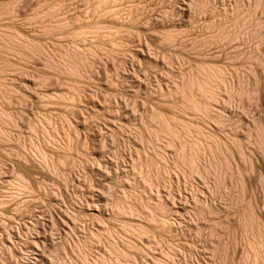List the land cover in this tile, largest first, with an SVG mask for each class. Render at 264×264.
I'll use <instances>...</instances> for the list:
<instances>
[{"label": "rangeland", "instance_id": "obj_1", "mask_svg": "<svg viewBox=\"0 0 264 264\" xmlns=\"http://www.w3.org/2000/svg\"><path fill=\"white\" fill-rule=\"evenodd\" d=\"M3 1L18 13L0 28L43 50L0 51V104L19 124H0V264H253L264 0ZM65 50L87 51L83 74L63 68ZM203 80L218 93L208 114L184 101ZM193 139L192 170L178 150Z\"/></svg>", "mask_w": 264, "mask_h": 264}, {"label": "bare ground", "instance_id": "obj_2", "mask_svg": "<svg viewBox=\"0 0 264 264\" xmlns=\"http://www.w3.org/2000/svg\"><path fill=\"white\" fill-rule=\"evenodd\" d=\"M1 1V0H0ZM15 2H9V3H6V2H4L3 0H2V2H0V20L1 19H3L4 21H5V19H7V18H9V20L10 19H14V18H12V17H14L15 15H17V9H16V4H14ZM61 4V3H60ZM131 7V6H130ZM127 8V7H126ZM132 9H133V7H132ZM134 10V9H133ZM50 12L49 13H51V12H53L54 11V9H50L49 10ZM125 11V10H124ZM129 11V10H128ZM128 11H126V12H128ZM138 11V10H137ZM131 11H129V13H130ZM135 12V11H134ZM133 13V12H132ZM38 14V13H37ZM49 15V14H48ZM51 15V14H50ZM59 16V15H58ZM57 16V17H58ZM48 17H52V15L51 16H48ZM56 17V18H57ZM61 17H63V16H61ZM61 17H59L58 19H56L55 20V22L53 23L52 22V24H49V26H48V29H50V31L51 32H53L54 30H56V29H58V28H63L64 26V28L63 29H65L66 28V25H67V23H69V22H67V19L65 20V19H63V18H61ZM65 18V17H64ZM50 19H52V18H50ZM71 19V18H70ZM53 21H54V18H53ZM71 21V20H70ZM73 21V20H72ZM45 22V21H44ZM47 22V21H46ZM72 23V22H71ZM70 23V24H71ZM74 23V22H73ZM41 24V23H40ZM42 24H43V22H42ZM42 26V25H41ZM72 26V25H71ZM96 26V25H95ZM94 26V27H95ZM98 26V25H97ZM46 27H47V24H46ZM68 27H69V25H68ZM93 28V27H92ZM91 28V29H92ZM90 29V30H91ZM94 29H96V27L95 28H93V30ZM98 29V28H97ZM59 30V29H58ZM57 30V32H59ZM87 30V29H86ZM93 30H92V32H93ZM101 29L99 28V30L97 31V32H99ZM43 31V30H42ZM83 31V30H82ZM81 31V32H82ZM96 31V30H95ZM83 32H85V29H84V31ZM55 33H56V31H55ZM86 33V32H85ZM85 33H84V35H85ZM90 33V32H89ZM16 34H17V32H16ZM15 34V32H14V34L13 33H6V29H1L0 28V51L3 53H6V52H10V53H14L15 55H17V56H20V57H22V58H24V59H29V58H32V57H36V55L38 54V53H40L42 50H43V48L42 47H40V45H37V44H34V43H32V44H29V42L27 43H25V41H22V40H20V38L18 37V34L16 35ZM51 34V33H50ZM86 34H88V31H87V33ZM94 34H96L95 32H94ZM170 34V33H169ZM169 34H167L168 36H169ZM92 35H93V33H92ZM167 35H165V37L167 36ZM19 36H21V34H19ZM172 36V35H171ZM170 36V37H171ZM23 38V37H22ZM171 38H173V36L171 37ZM25 39V38H24ZM168 39V38H167ZM54 45V44H53ZM55 45H56V43H55ZM73 48V47H72ZM67 49V48H66ZM74 50H75V48H73ZM70 50H72V49H70ZM71 51V52H66V50H65V54H64V57L60 54V56H62V57H60V59H63L62 61L63 62H65L64 63V65L63 64H61V65H63V68L65 67L68 71H70L69 72V74L70 73H72V72H74V73H78V72H80V70L81 69H83V67H85L86 66V64L88 65V63L90 62V59L91 58H89L85 53L87 52H85V53H79V52H81L80 50H79V52H77V51ZM76 50H78V49H76ZM47 51V50H46ZM44 52V51H43ZM83 52V51H82ZM91 52V51H90ZM44 53H46V52H44ZM43 53V54H44ZM47 53H49V52H47ZM60 53H62V51L60 52ZM88 53H89V51H88ZM87 53V54H88ZM41 54V53H40ZM93 54V53H92ZM42 55V54H41ZM49 55H51V54H48V56L47 55H45V56H47L48 57V59H49V57H50V59H52V57L51 56H49ZM90 57H92V55L90 56ZM93 58V57H92ZM54 60V59H53ZM51 61V60H50ZM49 62V61H48ZM63 62H61V63H63ZM92 62H93V60H92ZM50 63V62H49ZM55 63V62H54ZM51 64V63H50ZM49 64V65H50ZM12 65V64H11ZM53 65V64H52ZM48 66V65H47ZM51 66V65H50ZM58 66V65H57ZM62 67V66H61ZM91 67V66H90ZM7 68H9V69H12L13 67H7ZM54 68H55V66H54ZM86 68V70H87V66L85 67ZM84 68V69H85ZM66 69H63V70H65L66 72H67V70ZM83 69V70H84ZM83 70H81V73L80 74H77V75H81V74H83L82 73V71ZM11 70H9L8 71V69H6V62H5V64H1V62H0V77L1 78H3V80H5L6 79V73L7 72H10ZM214 72H216V71H213V74H214ZM74 73L72 74V75H74ZM218 73V72H217ZM216 73V74H217ZM8 74V73H7ZM211 74H212V72L209 74V75H207L208 77H210L211 76ZM218 75V74H217ZM207 76H205L206 77V79L208 78ZM214 76H215V74H214ZM213 76V77H214ZM204 77V78H205ZM216 77V76H215ZM218 77V76H217ZM196 78V77H195ZM195 78H193V77H191L190 79H193V81L195 80ZM203 78V79H204ZM212 78V77H211ZM219 78V77H218ZM198 79V78H197ZM196 79V81H198L197 83H199L200 81L199 80H197ZM214 78H212V79H210V80H213ZM2 80V79H1ZM207 80H209V79H207ZM207 80L205 81V80H203V82H204V84H202V82H201V84L199 85V84H197V85H199L200 87H198V88H200V92H202V95H203V97H202V95H201V97L202 98H197L196 96H193V95H191V94H188V93H186L185 94V96H184V101H185V103L189 106V107H191V108H193V109H197V110H204V112H207L208 111V109H210L211 107H209V106H211L210 105V100L212 99V98H215V96H214V94H218V93H216L215 91H214V88H213V83H212V81H211V83L209 84L210 86H211V84H212V87H210V86H208V82H207ZM219 80H220V78H219ZM215 81V80H214ZM213 81V82H214ZM216 81H218V80H216ZM1 82V81H0ZM4 82V81H3ZM210 82V81H209ZM218 82H220V81H218ZM218 82H217V84H214V86L216 85V86H218ZM5 83V82H4ZM195 83V81L194 82H191V81H189L188 80V83H186L187 85V87L188 88H191L192 86H193V84ZM196 84V83H195ZM216 88H218V87H216ZM0 89H2V91L4 92V94H3V96H5L6 97V92H9L10 93V91H12L11 90V88L9 87V86H6V84H3V83H0ZM215 90H218V89H215ZM1 92V91H0ZM2 94V93H1ZM5 97H4V99H5ZM8 97H9V95H8ZM217 97V96H216ZM21 98V97H20ZM25 98V97H24ZM23 98V99H24ZM22 99V98H21ZM198 99V100H197ZM8 100V99H7ZM13 100V99H12ZM20 100V99H19ZM214 99H212V101H213ZM1 101V100H0ZM5 101V100H4ZM10 101V100H9ZM7 102V103H10V102ZM22 101V100H21ZM20 101V102H21ZM13 104V103H12ZM206 110V111H205ZM19 111V110H18ZM214 111V110H213ZM23 112V111H22ZM201 112V111H200ZM203 112V111H202ZM19 113H20V111H19ZM210 113V112H209ZM12 114V113H11ZM9 115L8 114V112L5 110V108H3L2 106H1V104H0V124H6L7 123V126H8V124L9 123H11V124H14L15 125V121L18 119H13L14 117L12 116V115ZM207 114H208V112H207ZM211 115H212V113H211ZM23 116V115H22ZM17 117H18V115H17ZM46 117H44V119H45ZM46 119H48V117L46 118ZM46 119H45V121H46ZM15 120V121H14ZM20 120H21V117H20ZM42 121V120H41ZM50 121V120H49ZM16 123H17V121H16ZM47 123H48V120H47ZM18 124V123H17ZM10 125V124H9ZM13 125V126H14ZM19 125V124H18ZM7 126H6V128H7ZM16 126V125H15ZM29 126H31V125H29ZM10 127V126H9ZM43 127H46V126H43ZM6 128H4L3 126H0V139H1V141L3 140H6V133L8 132L9 133V131H10V129H9V131L7 130L6 131ZM16 128V127H15ZM31 128H32V126H31ZM8 129V128H7ZM35 129V128H34ZM33 128H32V130H34ZM47 130V132H49L48 131V129H46ZM43 131H44V129H43ZM45 132V134H46V131H44ZM260 132V131H259ZM10 133H12V132H10ZM66 134H70L69 132L68 133H66ZM8 135V134H7ZM49 135H52L51 133L49 134ZM262 136H260L261 137V141H262V143L264 144V135H263V132H262V134H261ZM13 136V135H12ZM71 136V135H70ZM10 137V136H9ZM55 137V136H54ZM68 137V136H67ZM66 137V138H67ZM51 138V137H50ZM68 138H71V137H68ZM52 139H53V137H52ZM56 139V138H55ZM8 140V139H7ZM12 140V139H11ZM68 140V139H67ZM70 141V140H69ZM5 142H7V141H5ZM53 142H55V141H53ZM68 142V141H67ZM217 142V141H216ZM2 143V142H1ZM71 143V142H70ZM67 144H69V143H67ZM180 144V143H179ZM191 144H192V150L190 151V152H186V148H185V145L184 144H180L181 146H179V152H178V155H179V158L182 160V161H187L190 165H192V170L195 168L196 169V162H195V158H197V157H199L198 155H199V152H200V148H201V146H200V142H199V139H193V140H191ZM1 145V144H0ZM70 145V144H69ZM69 145H68V147H69ZM65 146V145H64ZM67 147V146H66ZM71 147V146H70ZM69 147V149H71ZM40 150V149H39ZM41 151V150H40ZM42 152V151H41ZM40 152V153H41ZM44 154H46V153H44ZM44 154H43V156H44ZM40 155V154H39ZM47 158V157H46ZM45 159V158H44ZM47 160V159H46ZM69 160V159H68ZM67 161V160H66ZM70 161V160H69ZM47 162H48V160H47ZM186 162V163H187ZM49 163V162H48ZM189 165V166H190ZM196 165V166H195ZM193 166H195V167H193ZM1 168V167H0ZM190 168V169H191ZM15 177H17V178H15V180H14V182H17L18 183V185H19V187L20 188H24V186H26L25 184V182H27V180L23 177V175H22V173H21V175H20V173H19V175H17L16 174V176ZM13 184V183H12ZM16 184V183H15ZM14 184V185H15ZM17 185V184H16ZM17 185V186H18ZM29 185V184H28ZM21 186H23V187H21ZM19 187H18V189H19ZM18 189H16V191H19ZM6 190V189H5ZM4 190V191H5ZM21 191V190H20ZM5 199V198H4ZM1 201H2V199H1ZM161 204H162V202H161ZM252 217V216H251ZM255 217V216H254ZM250 222H255V223H257L256 221H255V219H254V221L252 220V221H250ZM254 224H252V226H253ZM258 227H256V237H254L255 238V240H253V242L252 241H250L251 243H250V246H251V250H253V254H254V256H253V264H261V261H264V230L263 229H261L260 227H259V224H256Z\"/></svg>", "mask_w": 264, "mask_h": 264}]
</instances>
